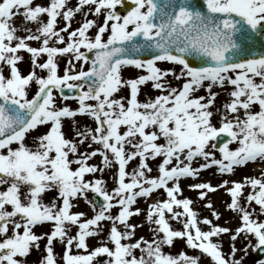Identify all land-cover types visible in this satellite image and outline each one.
<instances>
[{
  "label": "snow or ice",
  "instance_id": "1",
  "mask_svg": "<svg viewBox=\"0 0 264 264\" xmlns=\"http://www.w3.org/2000/svg\"><path fill=\"white\" fill-rule=\"evenodd\" d=\"M81 12L83 22L69 30ZM89 13L103 14L102 22L87 18ZM17 17L38 27L18 35ZM23 51L30 54L26 73L19 67ZM61 55L68 57L63 74ZM161 62L179 69L161 68ZM128 66L140 74L125 78ZM169 76L180 83L173 85ZM33 83L36 90L29 95ZM147 85L157 94L140 100ZM226 86L229 99L215 107L219 93L213 89ZM122 89L127 95H117ZM200 89L204 95H196ZM58 98L74 99L77 107L58 104ZM78 115L94 127L81 126ZM65 119L74 136L66 135ZM42 126L46 130L39 132ZM97 155L100 163H90ZM158 158L153 175L149 160ZM200 158L204 162L193 167ZM257 161L264 163V0H78L75 6L68 0H0V264H25L41 240L46 243L38 264H96L99 256L105 257L102 264H204L202 258L208 264H242L243 257L235 256L239 236L255 240L248 239L245 255L249 248L264 253V171L240 181L188 185L200 190V198L224 188L231 196L226 207L239 216L234 230L207 216L203 230L193 201L179 198L180 180L213 166L232 174ZM112 168L109 189L103 173ZM246 186L251 190L243 195ZM160 189L165 198L149 203L145 215L153 238L136 237L142 225L129 221L142 212L137 198ZM49 191L56 195L46 201ZM80 199L91 216L72 211ZM206 207L212 209L211 201ZM211 215L220 213L212 209ZM171 220L182 229H174ZM105 222L108 230L101 235ZM45 224L47 231H35ZM223 234L232 241L227 253L212 239ZM97 236L91 246L89 238ZM175 239L199 254L165 252Z\"/></svg>",
  "mask_w": 264,
  "mask_h": 264
},
{
  "label": "rangeland",
  "instance_id": "2",
  "mask_svg": "<svg viewBox=\"0 0 264 264\" xmlns=\"http://www.w3.org/2000/svg\"><path fill=\"white\" fill-rule=\"evenodd\" d=\"M36 2L42 3V4H46L48 2V0H36ZM69 6H75L76 3H78V0H68ZM119 11V9H117ZM85 11H87V8H85ZM46 21V16L43 17ZM84 14L81 13H75L74 14V18L71 21V29H75L76 27H78L80 25V23L83 22L84 19ZM87 18H91V19H95L97 21V23H101L103 20V14H101L99 17L95 16L92 13H89ZM14 23L18 26V35H25L26 32L24 31L25 28H31L33 31L35 30L36 27H38V25L35 22H26L23 21V19L21 17H17L14 18ZM64 24V21L61 19L59 21L58 27H62ZM96 31V28L93 27L92 29L89 30V34L92 35L94 34V32ZM66 35V33H65ZM37 41H30V44L32 46H38ZM58 46H63L58 45ZM83 50V49H81ZM22 55L24 57V60L22 62L19 63V67L21 68L22 71H24L25 73L29 70L30 68V54L27 53L26 51L22 52ZM43 59H46V56L41 57L40 61L43 62ZM59 70H60V74H63V68L66 65L67 56H59ZM77 63V69L79 68V62ZM88 65L85 64V68H87ZM160 67L161 68H169V67H175L177 70L179 69V65H172L170 63H164L161 62L160 63ZM5 71H7V69H5ZM39 71V70H37ZM41 74H46V73H41ZM140 74V70L136 69L134 66H128L126 68H124L122 70V75L125 78H130V77H135L136 75ZM169 80L173 83V85L178 84L180 82L175 81L172 79L171 76H169ZM36 85L35 83L32 84L31 89H30V93L34 94L35 90H36ZM214 91L218 92L219 95L216 97L215 100V107H220L222 105L223 102H226L229 97H228V91L230 90V87L226 86L225 89H221V88H214ZM128 90L127 89H122L117 95H127ZM145 93H150L151 95H156L157 93L154 90H151L150 85H147L145 87L142 88V91L140 93L139 99L140 100H144L145 99ZM204 89H200L199 92L196 93V95H204ZM57 103H66L68 105H70L71 107L75 108L77 107V102L75 100H67V101H61L59 98L57 99ZM219 119L218 116H214L213 117V122H217ZM76 120L79 122V124L81 126H83L84 124H88L94 127V123L93 121L90 120L89 117L87 116H83V115H78L76 117ZM71 121L69 119H65L64 121V130L66 135L68 136H74V132L72 131L71 127H70ZM46 130V126H42L38 129L39 132H43ZM37 133L36 132H32L31 133V137H34ZM31 137L28 139V143L31 144L32 140ZM236 145L233 144L232 147H235ZM86 147V145L84 146ZM93 148L98 147V145L93 144L92 145ZM217 156H219V153L217 152ZM158 160H149V164L152 166L153 168V175L156 174V165L158 163ZM101 161V157L99 155H97L96 157H94L92 160H90V163H96L99 164ZM203 159L200 158L199 160H195L193 162V167H197L199 163H203ZM138 164V158L133 160L132 162H130V164L128 165V169L132 170L136 165ZM115 171V168L112 169H106L105 172L103 173L104 179L107 183V186L109 189H111V187L114 186L113 184V179H112V172ZM261 171H264V163H261L259 161L253 163V162H249L246 164V166L244 167H236L234 173L232 174H228V173H224L221 174L217 171L216 167H209L208 169H201L199 172V175L196 177H188V178H181L180 180V184H181V188H182V194L179 198H190L193 203L192 205H190L194 211L197 212L198 217L201 220L200 223V227L203 230H207L208 229V225L203 224L202 220L203 217L207 216L209 219H211L213 221L214 224H219L221 226H226L230 229H235V227H237L240 223L239 221V216L233 212L232 210H229L226 205L227 203L231 202V196L229 193H227L225 191L224 188H217L215 191H207L206 192V196L204 198H200L198 195V192L200 190L198 189H192L190 188L188 185L192 184V183H200V182H210L212 185H217L219 183H221V181H223L224 179H227L229 181L232 180H237L240 181L243 179V177L245 175H256L258 176L260 174ZM97 176H100L101 173H97ZM87 178H91V177H87ZM229 187L231 185H228ZM250 187L246 186L244 188V192L243 195H246L249 191H250ZM56 193L54 191H49L45 194L44 199L47 201L48 199H50L51 197L55 196ZM157 198H165V193L163 189L157 190L155 192H153L150 196V198L145 199L143 197L137 198V204L135 206L140 207L142 209V212L140 215H133L132 217H130V223L133 224H139L142 225L140 227L136 228V237H139L141 235H143L145 238L147 239H152V233L149 230L150 229V225L147 222V220L145 219V215H146V211H147V205L151 202H153L155 199ZM208 201H211V205H212V209H215L217 212L220 213L219 218L213 217L211 215V211L212 209L206 207V204ZM74 204H76L77 206L74 207L72 209V211H84L86 212L89 216L92 215V210L90 208V206L85 203L82 199L80 200H76L73 201ZM243 203V200H242ZM113 212L118 211V209L114 208L112 210ZM177 211H182V208L177 209ZM261 219H264V217H261ZM227 221V223H225ZM172 227L174 229H182V224L176 220H171L170 221ZM50 228V225H42V226H37L35 231L37 233H40L42 231H47ZM108 230V224L107 222H105V233H102L101 235H105L107 233ZM75 231V229L73 228V232ZM100 239L99 236L97 237H92L89 238L88 243L91 246H96L97 245V241ZM213 240H217L219 239L221 245H222V251L227 253L230 251V243H232V241H230V234H223L220 237H213ZM248 239H251L253 243H255L254 238H252L251 236L248 237ZM248 239H245V237L243 235L239 236L235 241V246L238 249V251L236 252L235 256L236 258H241L243 257L242 260V264H255L258 260L261 259H256L252 253L253 249L249 248L247 251V255H245L244 253V246L245 244L248 243ZM46 243V240H41L40 242V250L37 251L35 249L32 250V252L26 257L23 258L25 259V264H38V260L39 258L42 256V254H44V244ZM183 249L187 254L189 255H198L199 254V250L196 249H192L186 246L185 241L183 239H175V242L173 244V246L168 247L165 246L164 251L165 252H170L172 254H178V252ZM55 252L56 253H61L62 252V246L59 242L56 243L55 245ZM105 259L104 256H99L97 258V262L96 264H102V261ZM264 259V258H263ZM202 260H204V264H208V261L204 258H202Z\"/></svg>",
  "mask_w": 264,
  "mask_h": 264
},
{
  "label": "water",
  "instance_id": "3",
  "mask_svg": "<svg viewBox=\"0 0 264 264\" xmlns=\"http://www.w3.org/2000/svg\"><path fill=\"white\" fill-rule=\"evenodd\" d=\"M64 92H65L66 95H68V96H70V97H71L72 95H74V92H73V91H70V90H68V89H65ZM255 255H256L257 258H263V257H264V253H261V252L258 251V250H255Z\"/></svg>",
  "mask_w": 264,
  "mask_h": 264
},
{
  "label": "bare ground",
  "instance_id": "4",
  "mask_svg": "<svg viewBox=\"0 0 264 264\" xmlns=\"http://www.w3.org/2000/svg\"><path fill=\"white\" fill-rule=\"evenodd\" d=\"M18 27V26H17ZM256 264V263H255Z\"/></svg>",
  "mask_w": 264,
  "mask_h": 264
}]
</instances>
